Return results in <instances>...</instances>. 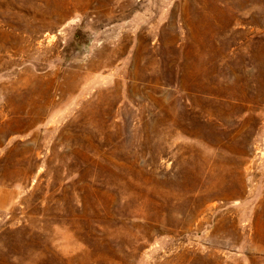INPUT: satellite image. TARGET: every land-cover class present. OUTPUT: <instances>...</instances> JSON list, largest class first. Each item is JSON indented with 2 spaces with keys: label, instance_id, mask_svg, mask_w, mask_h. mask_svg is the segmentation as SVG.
<instances>
[{
  "label": "rangeland",
  "instance_id": "1",
  "mask_svg": "<svg viewBox=\"0 0 264 264\" xmlns=\"http://www.w3.org/2000/svg\"><path fill=\"white\" fill-rule=\"evenodd\" d=\"M0 264H264V0H0Z\"/></svg>",
  "mask_w": 264,
  "mask_h": 264
}]
</instances>
